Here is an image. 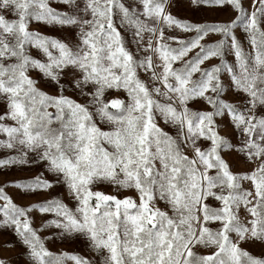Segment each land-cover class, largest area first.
<instances>
[{
  "label": "snow or ice",
  "instance_id": "obj_1",
  "mask_svg": "<svg viewBox=\"0 0 264 264\" xmlns=\"http://www.w3.org/2000/svg\"><path fill=\"white\" fill-rule=\"evenodd\" d=\"M186 4L0 0V264H264V0Z\"/></svg>",
  "mask_w": 264,
  "mask_h": 264
},
{
  "label": "rangeland",
  "instance_id": "obj_2",
  "mask_svg": "<svg viewBox=\"0 0 264 264\" xmlns=\"http://www.w3.org/2000/svg\"><path fill=\"white\" fill-rule=\"evenodd\" d=\"M247 2L248 0H245L246 4ZM172 11L178 17L189 18L192 20H201V19L226 20L229 18L227 15V10L193 12L191 9L187 7L186 0H175V6L172 8ZM33 27H38L40 31L45 32V33L60 35L58 31L50 27H46L42 25L38 26L35 24L33 25ZM237 35L238 37H242L243 34L238 31ZM193 107H196V105H193ZM237 167H240V165H237ZM31 171L32 170H27V169L24 171H17L16 169H12L11 171H8V172H0V181H3L5 179H13V178L21 177V176H26V175H29ZM102 189L105 192L111 191V188L109 186H102ZM9 193L13 195L14 198H16L15 192L12 189H9ZM124 194L130 195L131 193H124ZM27 199H30V198H25L24 200L17 198V202L23 203V202H26ZM42 235H47V233H42ZM12 239L13 237L11 236V234L7 232H0V243H3L5 241H11ZM47 246L53 251L64 249L67 251H76L83 255H87L84 245L78 241H72V242L65 241L64 243H60L59 241H50L48 242ZM250 250L256 253L260 252L259 247H252L250 248ZM15 251L17 250H10L8 252H4L3 249H0V256L8 255V256L15 257ZM14 264H22V261H16L14 259Z\"/></svg>",
  "mask_w": 264,
  "mask_h": 264
}]
</instances>
